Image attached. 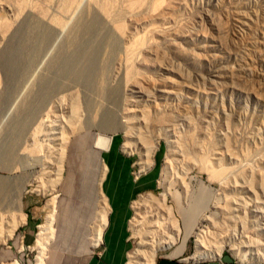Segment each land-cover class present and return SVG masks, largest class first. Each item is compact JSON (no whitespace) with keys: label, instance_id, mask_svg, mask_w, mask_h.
<instances>
[{"label":"rangeland","instance_id":"374dc122","mask_svg":"<svg viewBox=\"0 0 264 264\" xmlns=\"http://www.w3.org/2000/svg\"><path fill=\"white\" fill-rule=\"evenodd\" d=\"M113 186L128 256L264 264V0H0V264Z\"/></svg>","mask_w":264,"mask_h":264},{"label":"crops","instance_id":"0c3cea01","mask_svg":"<svg viewBox=\"0 0 264 264\" xmlns=\"http://www.w3.org/2000/svg\"><path fill=\"white\" fill-rule=\"evenodd\" d=\"M105 173V167L103 165V175ZM102 181V180H101ZM97 184V185H96ZM96 199L98 202L103 198L99 182L96 183ZM139 191L128 189L125 187H110L106 189V195L110 202V211L107 215V222L105 224V206L101 202L98 210L96 211V217L93 218L96 223V228L91 232L92 234L86 233L83 235V229L86 220L89 218L88 214L92 211L85 213L82 216L77 217L75 224L78 228L77 234L71 233L72 227L69 230H62L57 235L59 244L63 246V249L49 248L46 251L43 264H129L128 257L130 260L131 256H128L131 250L129 235H128V220L130 215L129 203L131 197ZM91 205V204H90ZM97 205V203H94ZM93 206H90V208ZM95 214V211H94ZM86 215V216H85ZM72 220V219H71ZM51 221V219H50ZM70 221V220H69ZM105 224V225H104ZM104 225V226H103ZM97 227H103L101 234ZM135 227V226H134ZM52 231V230H51ZM76 232V230H75ZM190 235L186 233L183 236V244L178 254H182L184 244L187 237ZM51 238V235H50ZM148 239V237H147ZM78 241L74 248L71 247L72 243ZM146 238L144 239V241ZM50 243V239H49ZM48 243V244H49ZM144 244V242H143ZM141 247H146L145 244ZM140 250V249H139ZM136 253V251L134 252ZM13 264H17L15 261ZM138 264H148L143 259ZM153 264H216L213 262L195 263L185 261H174L169 258L159 257ZM234 264V263H233Z\"/></svg>","mask_w":264,"mask_h":264},{"label":"bare ground","instance_id":"6f19581e","mask_svg":"<svg viewBox=\"0 0 264 264\" xmlns=\"http://www.w3.org/2000/svg\"><path fill=\"white\" fill-rule=\"evenodd\" d=\"M58 100H59V98H58ZM18 211H20V210H18ZM49 225H50V219L48 221H46L44 223V225L39 227V232H38V235H37V239L35 241V248L37 249V256H36V261H35L34 264H43L44 263V258H45V255H46L45 251L47 249V246H48V243H49V239H50V235H51V231L49 229ZM200 241L201 240L197 241V243H196V248L197 249L200 247V245H199ZM151 242H153V241L151 240ZM166 242L161 244V245L159 244V242H156L155 244H152V247L151 246L150 247L149 246L148 247H144V248L141 247L140 250H138L136 253H134L130 257L129 264H138V263L142 262L143 259L148 264H153L152 259L154 258L155 253L157 251H160V250H166V249H168L171 246V244H167L168 242L167 243ZM240 248L241 247H239V249ZM239 249H237V251L234 253V256L236 258H238L240 260V262L243 264L246 261V259L248 258V255H247L246 251H245L246 254H242L240 251H238ZM139 252H143L144 256H141V254ZM215 255L217 256L216 252L214 251V253H210L209 254V257H215ZM250 255H249V259H252L253 256H250ZM147 260H149L150 263Z\"/></svg>","mask_w":264,"mask_h":264},{"label":"water","instance_id":"95a60500","mask_svg":"<svg viewBox=\"0 0 264 264\" xmlns=\"http://www.w3.org/2000/svg\"><path fill=\"white\" fill-rule=\"evenodd\" d=\"M221 261L224 264H231L232 263V260H231V258L228 255H223L221 257Z\"/></svg>","mask_w":264,"mask_h":264},{"label":"trees","instance_id":"16d2710c","mask_svg":"<svg viewBox=\"0 0 264 264\" xmlns=\"http://www.w3.org/2000/svg\"><path fill=\"white\" fill-rule=\"evenodd\" d=\"M231 264H233V263H231Z\"/></svg>","mask_w":264,"mask_h":264}]
</instances>
